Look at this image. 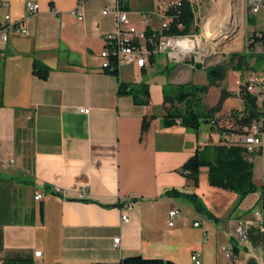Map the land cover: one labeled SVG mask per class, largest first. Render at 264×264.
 Instances as JSON below:
<instances>
[{"label": "crops", "instance_id": "1", "mask_svg": "<svg viewBox=\"0 0 264 264\" xmlns=\"http://www.w3.org/2000/svg\"><path fill=\"white\" fill-rule=\"evenodd\" d=\"M0 1L8 4L0 7V19L10 14L26 29L13 30L8 43H0V264H91L132 256L193 264L194 252L202 264H264V215L254 216L264 210L261 191L237 204L235 192L209 183L207 167L197 185L182 173L204 146L241 139L242 134L227 131L224 137L220 131L224 116L243 109L225 80L210 87L202 102L209 108L223 89L231 94L216 115L219 127L208 123L195 131L179 122L166 127L170 104L164 90L208 84L206 71L170 57L155 68L156 55L142 68L122 63L118 76L105 71L102 52L117 18L103 12L113 0H85L82 20L74 14L79 0ZM28 1L39 4L37 14L26 11ZM121 1L140 31H161L162 15L154 7L161 11L162 1ZM145 14L151 15L140 16ZM36 63L51 68L46 78L35 72ZM121 83L148 89L150 102L138 104L120 94ZM11 160L13 166H3ZM250 160L254 182L262 188L264 137ZM82 188L100 204L70 201ZM38 193L43 197L35 200ZM121 199L133 203L129 222L122 220ZM174 207L184 216L170 226ZM238 220L248 226L249 241L236 244L230 260L223 248L235 243Z\"/></svg>", "mask_w": 264, "mask_h": 264}, {"label": "trees", "instance_id": "2", "mask_svg": "<svg viewBox=\"0 0 264 264\" xmlns=\"http://www.w3.org/2000/svg\"><path fill=\"white\" fill-rule=\"evenodd\" d=\"M193 7L196 2L193 0ZM192 8V4L185 0L177 18L172 22L171 33L178 35H188L192 32V27L195 24V13ZM174 11L171 9V13ZM250 22L253 24V20ZM181 24L182 29H178L177 26ZM147 35H151L152 32L148 28L146 30ZM166 33V32H165ZM254 43L250 44L253 48ZM154 55L151 57L153 58ZM248 52L233 53L231 54L230 61L234 63L237 59V63L233 67L229 68L228 64H218L207 67L205 69L208 84H182L171 85L164 90L165 103L170 104L167 108L166 114L163 117V124L166 127H171L177 122L183 126L193 130H198L202 124H211V121H215L216 125H219L216 118L217 113L221 112L225 100L231 94L225 89L222 90L221 97L218 103L212 107L206 108L203 105V96L208 92L210 87L216 86L219 82L225 80L228 71L240 70L242 72L247 71ZM259 63L264 61V54L257 56ZM111 62V59H110ZM230 62V63H231ZM114 64L116 62H113ZM111 67V63H110ZM197 69H201L202 65L197 64ZM50 67L47 65L36 63V70L40 76L46 78ZM246 71H243V70ZM255 71L251 68L249 71ZM113 75H119V68H114L112 71H107ZM120 94H128L134 97V100L138 104H148L150 102V93L148 89L137 90L133 86L121 83ZM243 102V109L239 110L240 114L232 113L236 125L239 129V134L244 133L245 127H247L253 120L260 116H264V100L260 99L257 94L243 93L240 96ZM182 106V107H180ZM220 126V125H219ZM218 126V127H219ZM212 127H214L212 125ZM227 131L222 128L221 131ZM236 133V132H234ZM251 155L247 153L246 148L238 142L225 143L222 140L221 144L206 145L202 150H198L183 166L182 173L196 185L198 184L200 172L203 167H207L209 170L208 179L212 186L223 188L235 192L238 195L237 204L241 203L243 199L251 193L261 191L262 204L264 205V187L259 188L253 179V162L250 160ZM170 195H178L177 191L169 192ZM190 199L197 200L195 194L189 196ZM91 264H176L169 260H163L160 258H145L143 256H132L122 259L118 262H94Z\"/></svg>", "mask_w": 264, "mask_h": 264}, {"label": "built area", "instance_id": "3", "mask_svg": "<svg viewBox=\"0 0 264 264\" xmlns=\"http://www.w3.org/2000/svg\"><path fill=\"white\" fill-rule=\"evenodd\" d=\"M164 4V8L161 11L154 10V13L161 14V31L152 32L151 35H147L146 31H140L132 25L130 14L127 10L124 9L123 2L121 0H113L111 7H108L104 10V14L113 12L117 18V28L116 31L106 38L107 47H111V56H104V51L102 52V57L104 59H111V67L102 68L105 71H112L114 68L119 67L122 63L127 64H136L139 67H145L152 55H156L160 52H166L172 61L175 62H184L190 60L196 66L197 64L204 63L200 60V57L197 59L196 54L198 48L190 50H181L179 43L183 40L195 41L197 37L190 33L188 35H178L171 33L172 22L177 18L180 13L179 9L181 8L183 1L185 0H160ZM192 4V0H187ZM85 0H79L77 8L74 10V14L78 17L79 20L83 19L81 13V6ZM8 4L4 1H0V7H7ZM40 6L34 1H28L26 3V11L33 15L39 12ZM160 9V8H159ZM171 9L177 11L171 13ZM151 13V14H154ZM195 18H196V12ZM150 14V15H151ZM247 19L250 21L253 20L251 24L249 36L246 41V51L249 53H254L257 46L262 47L264 54V0H246V9L245 13ZM149 15V17H150ZM180 30L183 28L181 24L177 26ZM17 30L25 33L26 29L24 27H19L17 22H13L10 14H5L2 19H0V43L6 45L9 41L10 32ZM166 32V33H165ZM254 43L253 48L250 47V44ZM200 54V52H199ZM202 55V54H200ZM212 54L210 53L211 56ZM196 58V61L194 60ZM113 62H116L115 64ZM202 65V64H201ZM204 68V67H203ZM207 68V67H206ZM243 93L257 94L260 99L264 100V71H252L246 72L243 76L238 78L235 82V89L231 91V94L234 96L240 97ZM80 113H89L87 108H79ZM211 125L218 127L216 122L211 121ZM221 131V130H220ZM221 134L225 137L229 133L227 131H221ZM264 137V116H260L253 120L247 127L244 129V133L241 136V139L237 141L246 148L248 154L252 155L258 152L263 144ZM14 164V160L9 162H4V167H11ZM57 191H60L59 189ZM43 195L41 193L36 194L35 200L42 199ZM78 199L89 198L88 190L82 188L77 192ZM122 206L124 213L122 214V220L129 222L130 218L127 214V211L133 208V203L131 200H122ZM264 215V210H259L254 212L255 217H261ZM184 212L178 208L174 207L169 212V225L174 226L178 218L183 217ZM200 222H194V226L198 227ZM234 242H230L227 246L223 248L225 255L228 259L234 260L236 257V244L246 245L249 241V228L242 220H238L234 225ZM121 238H116L115 244L120 243ZM42 255L41 251L35 252L36 257ZM191 261L193 264H202L201 254L199 252H194L191 255Z\"/></svg>", "mask_w": 264, "mask_h": 264}, {"label": "rangeland", "instance_id": "4", "mask_svg": "<svg viewBox=\"0 0 264 264\" xmlns=\"http://www.w3.org/2000/svg\"><path fill=\"white\" fill-rule=\"evenodd\" d=\"M194 1L196 2L194 7H197V5L200 6L197 14V22H195V24L193 25L192 32L197 38L202 39L201 44L200 46H198L199 48L197 49L198 54H196L197 59L200 57V60L204 61V63H201L202 64L201 69L205 70L206 67H210L218 64H228L229 68L233 67V65L237 63V59L234 61V63H232L230 61L231 54L233 53L242 54L243 52H247L246 41L249 36L250 27L252 24L247 19V16L244 14L242 0H234L233 3L237 11L236 12L238 16L237 18H239L238 21L239 20L241 21L240 24L241 27L235 28V30L226 39L218 41L216 45H214L213 49L211 44L207 42L208 40H206L205 37H203L204 29L207 27L210 28L211 30L210 37L215 38L221 31V24L228 18L230 21L232 20L233 17L232 14L233 7L231 5L232 3L230 0H194ZM154 9L158 11L157 3ZM140 16L142 18L149 17V14L140 15ZM132 25L136 27L134 24ZM242 25L244 26L242 27ZM199 52L202 55H200ZM210 53L212 55L208 56L210 55ZM262 53H263V49L260 46L256 47L254 53H249L250 57H248L247 71L245 69L243 71L248 72V70H250L251 68H253V70L255 71H264V61L262 63H259L257 60V56ZM168 57L169 55L167 54V51L163 53L162 52L157 53L156 63L154 65L155 68H162L163 65H166L168 63ZM194 60L196 61V58H194ZM187 61L190 62V60ZM249 72H252V70ZM244 74L245 72H242L240 70L230 69L225 78L224 84L229 85L231 91H233L235 89L236 80L241 76H243ZM221 85L219 83L217 84V86H221ZM234 112L240 114L239 109L232 111L230 115H228L227 117L224 116L222 118L220 126H222V128H225L227 131L239 133L240 128H238V126L236 125L235 118L232 114Z\"/></svg>", "mask_w": 264, "mask_h": 264}, {"label": "bare ground", "instance_id": "5", "mask_svg": "<svg viewBox=\"0 0 264 264\" xmlns=\"http://www.w3.org/2000/svg\"><path fill=\"white\" fill-rule=\"evenodd\" d=\"M231 1V5L233 7V17L232 20L230 21L229 18L226 19L222 24H221V31L220 33L215 37V38H211V30L210 28H205L204 29V34L203 37H205L206 40H208L207 42L211 44L212 49L214 48V45H216V43L218 41L224 40L226 39L234 30L235 28H239L241 27V21L237 18V11L236 8L234 7L233 3L234 0H230ZM243 3V11L245 13V9H246V0H242ZM244 25H242L243 27ZM204 39V38H203ZM202 39L201 38H197V40L195 41H190V40H183L179 43L181 50H190V49H194V48H199L198 46H200ZM104 56H111V47H107L106 50H104ZM104 67H110V59H104Z\"/></svg>", "mask_w": 264, "mask_h": 264}, {"label": "water", "instance_id": "6", "mask_svg": "<svg viewBox=\"0 0 264 264\" xmlns=\"http://www.w3.org/2000/svg\"><path fill=\"white\" fill-rule=\"evenodd\" d=\"M70 201H75V202H82V203H96V204H100L99 202L95 201V200H91V199H70ZM106 208H114V207H117V204L115 205H102Z\"/></svg>", "mask_w": 264, "mask_h": 264}]
</instances>
